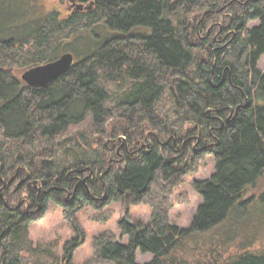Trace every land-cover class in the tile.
<instances>
[{
    "label": "trees",
    "instance_id": "16d2710c",
    "mask_svg": "<svg viewBox=\"0 0 264 264\" xmlns=\"http://www.w3.org/2000/svg\"><path fill=\"white\" fill-rule=\"evenodd\" d=\"M79 1L92 4L22 26L20 11L0 14V264H70L85 239L78 210L144 200L149 222L125 214L127 243L100 232L80 264H264L250 249L264 191L245 197L264 176V0ZM224 5L230 17L210 24ZM67 51L73 65L46 86L14 72ZM208 154L214 172L193 182L202 202L179 228L169 221L175 179ZM50 201L74 231L61 253L29 237ZM137 251L151 260L138 263Z\"/></svg>",
    "mask_w": 264,
    "mask_h": 264
},
{
    "label": "rangeland",
    "instance_id": "374dc122",
    "mask_svg": "<svg viewBox=\"0 0 264 264\" xmlns=\"http://www.w3.org/2000/svg\"><path fill=\"white\" fill-rule=\"evenodd\" d=\"M220 1V3L223 1H229V4L236 0ZM9 2L11 5L9 7H3V5L0 6V14L4 11L3 13L9 12L13 15L15 12L20 11L22 14H19L14 18L18 21L17 25L19 26L29 24L30 22H33V19H37L51 10L58 11L61 18L67 17L72 14L73 11H76L77 4L80 3L79 0H37L36 3H31L28 0H19L18 4L20 5L13 6L11 0ZM87 3L88 1L84 3V5ZM23 6L26 7L24 10L20 8ZM227 7L228 5H224L223 7L215 9V16H212L213 18H211L210 24L215 23V25H220L221 23H224L226 19L230 17V14H232L231 9L229 10ZM218 12H221V14L219 15ZM204 14L205 13L203 11L194 12L195 17L192 18V22L194 21L195 24H199L203 21ZM13 21L14 20L12 19L11 22ZM1 23H5V20L0 22V24ZM257 24V20H252L248 23V26L251 27ZM211 26L212 25H210V27ZM256 67L259 71H264V55L259 58ZM24 70L26 69L18 67L14 69V72L20 76ZM114 123L115 120L110 122L108 130H110ZM189 127L190 125H186L184 130ZM121 135L122 134H117L116 137H112L111 139L116 140L117 138H120ZM108 140L104 138L103 141ZM213 172L214 158L212 155L208 154L200 161L195 171L178 173L170 195L171 206L169 209V221L171 224L183 229L190 226L196 209L202 202L201 195L195 190L193 182L208 178L211 174H213ZM263 191L264 176L254 187L246 190L245 197L255 196L257 198ZM125 214H128L131 220L147 223L150 220L151 207L148 200H144L143 202L136 204H126L122 201H112L103 207L94 208L86 206L78 210L75 216L77 222L85 233V239L74 251L70 264H80L91 257L93 253V238L100 232L109 230L115 234L117 241L127 243V237H122L118 228V221ZM241 222L243 224H247L249 222V218L245 217L241 220ZM246 231H251L250 225ZM73 235L74 231L67 220L63 217L61 208L53 201L49 202L48 208L43 216L29 225V237L34 244L57 241L59 253H61L65 242H67ZM235 246L236 245H232L230 251L235 250ZM250 249L256 252L264 253V226L260 227L257 239ZM151 258L152 256L150 254H142L140 251L136 252V261L138 263L148 262Z\"/></svg>",
    "mask_w": 264,
    "mask_h": 264
},
{
    "label": "water",
    "instance_id": "95a60500",
    "mask_svg": "<svg viewBox=\"0 0 264 264\" xmlns=\"http://www.w3.org/2000/svg\"><path fill=\"white\" fill-rule=\"evenodd\" d=\"M91 4L84 5L83 3H78L77 9L89 8ZM73 63L74 55L72 52L67 51L52 61L24 70L20 77L30 87H43L65 73Z\"/></svg>",
    "mask_w": 264,
    "mask_h": 264
}]
</instances>
